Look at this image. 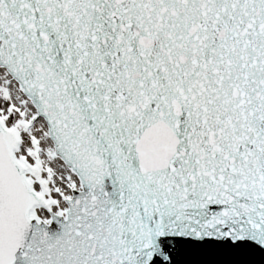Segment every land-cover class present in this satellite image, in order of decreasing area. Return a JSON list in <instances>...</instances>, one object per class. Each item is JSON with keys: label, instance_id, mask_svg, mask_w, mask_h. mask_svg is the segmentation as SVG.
I'll return each mask as SVG.
<instances>
[{"label": "snow or ice", "instance_id": "6c2138e0", "mask_svg": "<svg viewBox=\"0 0 264 264\" xmlns=\"http://www.w3.org/2000/svg\"><path fill=\"white\" fill-rule=\"evenodd\" d=\"M0 264H264V0H0Z\"/></svg>", "mask_w": 264, "mask_h": 264}]
</instances>
